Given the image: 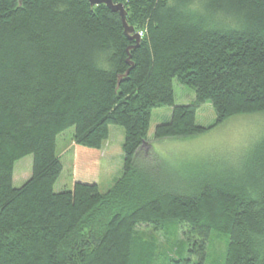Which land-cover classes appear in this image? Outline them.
Segmentation results:
<instances>
[{"label":"trees","instance_id":"16d2710c","mask_svg":"<svg viewBox=\"0 0 264 264\" xmlns=\"http://www.w3.org/2000/svg\"><path fill=\"white\" fill-rule=\"evenodd\" d=\"M112 1L135 32L145 26L129 51L104 4L0 0V264H131L134 229L166 218L187 237L167 264H203L212 230L228 236L224 264H264V130L244 175L195 190L136 163L154 109L171 108L158 139L204 132L195 114L208 100L216 125L264 112V0ZM174 79L194 91L190 104L175 105ZM110 125L124 129L123 174L101 193ZM72 126V187L55 191L56 139ZM26 155L31 175L13 187Z\"/></svg>","mask_w":264,"mask_h":264},{"label":"rangeland","instance_id":"374dc122","mask_svg":"<svg viewBox=\"0 0 264 264\" xmlns=\"http://www.w3.org/2000/svg\"><path fill=\"white\" fill-rule=\"evenodd\" d=\"M141 36L145 26L138 23ZM175 105L190 104L194 91L176 79L173 80ZM171 118V108L154 109L150 116L147 139L137 155V164L146 162L154 176L171 184L177 191L195 190L203 181L221 182L239 178L247 170L251 146L264 130V112L236 114L220 124L216 122L213 103L206 101L195 114V123L207 128L204 132L183 138L154 136L158 125ZM75 128L69 127L56 139V154L62 164L54 190L72 187ZM124 129L119 125L108 127L102 143V161L99 191L106 192L123 174ZM32 156L26 155L14 164L13 187L21 186L31 175ZM247 166V167H246ZM145 167L144 164L142 166ZM146 168V167H145ZM186 235L178 223L166 218L156 225H139L134 229L131 264H167L185 253ZM228 236L212 230L203 264H224ZM187 250V249H186Z\"/></svg>","mask_w":264,"mask_h":264},{"label":"water","instance_id":"95a60500","mask_svg":"<svg viewBox=\"0 0 264 264\" xmlns=\"http://www.w3.org/2000/svg\"><path fill=\"white\" fill-rule=\"evenodd\" d=\"M90 4V6H94L96 4H104L106 5L111 11L113 12H118L120 19H121V23L123 26V33L124 35L129 39L132 40L134 42V44L130 45L127 48V51L137 47L141 41V35L138 32L134 31L133 26L129 25L126 21V10L124 9V6L122 3H114L112 0H87ZM18 2L20 3L21 0H18ZM127 63L130 65V67H132V62L130 61V57L127 58ZM128 74V70L122 74L118 76V81H121L123 79V77H125Z\"/></svg>","mask_w":264,"mask_h":264}]
</instances>
